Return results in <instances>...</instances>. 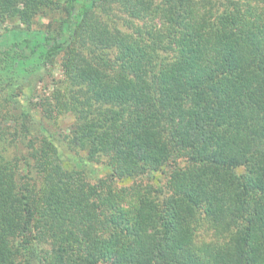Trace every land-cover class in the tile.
Wrapping results in <instances>:
<instances>
[{"label": "trees", "instance_id": "1", "mask_svg": "<svg viewBox=\"0 0 264 264\" xmlns=\"http://www.w3.org/2000/svg\"><path fill=\"white\" fill-rule=\"evenodd\" d=\"M0 264H264V0H0Z\"/></svg>", "mask_w": 264, "mask_h": 264}, {"label": "rangeland", "instance_id": "2", "mask_svg": "<svg viewBox=\"0 0 264 264\" xmlns=\"http://www.w3.org/2000/svg\"><path fill=\"white\" fill-rule=\"evenodd\" d=\"M122 16H124L123 13H120ZM47 19H49V17H40V18H36V22L34 23L33 26H37L40 25V23H44ZM125 24V22H124ZM126 26V24H125ZM129 28L130 27H126ZM52 72L55 76L59 77L60 76V69L58 67V65H54ZM46 87L44 85H42V83L39 84H31L29 86H25L22 90L18 91L15 88H12L10 86H8L7 88H5V91L9 92L12 96L13 100H17L20 103L26 105L27 107H32V103H34L37 100V96L38 94H42L45 91ZM33 114H35V111H33ZM38 119V118H37ZM36 119V122H37ZM103 169V167H101Z\"/></svg>", "mask_w": 264, "mask_h": 264}]
</instances>
